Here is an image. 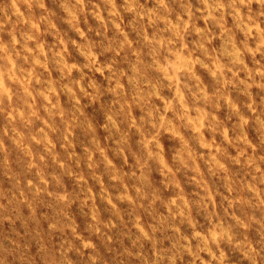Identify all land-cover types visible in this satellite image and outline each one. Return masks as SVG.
<instances>
[{
    "label": "clouds",
    "instance_id": "obj_1",
    "mask_svg": "<svg viewBox=\"0 0 264 264\" xmlns=\"http://www.w3.org/2000/svg\"><path fill=\"white\" fill-rule=\"evenodd\" d=\"M0 264H264V0H0Z\"/></svg>",
    "mask_w": 264,
    "mask_h": 264
},
{
    "label": "rangeland",
    "instance_id": "obj_2",
    "mask_svg": "<svg viewBox=\"0 0 264 264\" xmlns=\"http://www.w3.org/2000/svg\"><path fill=\"white\" fill-rule=\"evenodd\" d=\"M3 232V228H2V226H0V233H2Z\"/></svg>",
    "mask_w": 264,
    "mask_h": 264
}]
</instances>
